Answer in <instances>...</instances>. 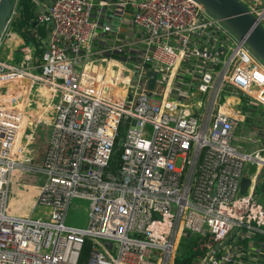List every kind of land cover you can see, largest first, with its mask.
Segmentation results:
<instances>
[{"label": "built area", "instance_id": "built-area-1", "mask_svg": "<svg viewBox=\"0 0 264 264\" xmlns=\"http://www.w3.org/2000/svg\"><path fill=\"white\" fill-rule=\"evenodd\" d=\"M236 1L264 29V0ZM32 2L46 38L0 60V264H80L86 243L84 264H171L185 232L212 241L198 264H264V65L245 40L193 0ZM74 199L85 228L65 224Z\"/></svg>", "mask_w": 264, "mask_h": 264}, {"label": "water", "instance_id": "water-1", "mask_svg": "<svg viewBox=\"0 0 264 264\" xmlns=\"http://www.w3.org/2000/svg\"><path fill=\"white\" fill-rule=\"evenodd\" d=\"M13 0H0V41L9 19ZM203 6L213 17L238 38L244 39L250 53L264 65V29L236 0H193ZM249 181L243 179L240 192L243 194Z\"/></svg>", "mask_w": 264, "mask_h": 264}, {"label": "rangeland", "instance_id": "rangeland-1", "mask_svg": "<svg viewBox=\"0 0 264 264\" xmlns=\"http://www.w3.org/2000/svg\"><path fill=\"white\" fill-rule=\"evenodd\" d=\"M38 35L40 36L39 33H38ZM28 39L30 40L29 43L24 44L22 46L20 45L21 42L17 38L15 41H10V42L7 39H5L4 43L0 46V60L10 64L12 62L9 61L8 57L11 56V57L15 58V62H19L22 58L21 49H23L24 47L25 48L29 47V49H31V47H30L31 45H33V44L36 45L34 43L33 39H31L30 37ZM21 40H23V39H21ZM18 45H20V46H18ZM37 49H36V51H34L32 53V55L35 57L37 56ZM15 62L12 64L15 65L16 64ZM241 114L244 116V121L242 122V124H240V126L236 132L237 136L235 138V143L238 147L240 145L242 150L251 149L252 147H254V145L256 144V141H257V136H258L257 135L258 134L257 126H255L252 123V122H255V120L252 119L248 114H246V110H244ZM256 120L258 122H261L262 118L257 117ZM43 130H44L43 127H39L38 131H37V135L45 138V133ZM36 144H38V143H36ZM24 182L25 183H31V184L36 183L34 181L27 180L26 178L24 179ZM86 207H87L86 202H84L82 200H78V199L72 200L65 224L67 226L85 228L87 225V222H88ZM179 243H180V241L177 244V247H176L177 249L175 250L174 257L171 260V264H185V260H183L181 257H179L180 252H181L179 247H178ZM206 244H207V242L204 243V245H206ZM188 264H193V259H189Z\"/></svg>", "mask_w": 264, "mask_h": 264}, {"label": "trees", "instance_id": "trees-1", "mask_svg": "<svg viewBox=\"0 0 264 264\" xmlns=\"http://www.w3.org/2000/svg\"><path fill=\"white\" fill-rule=\"evenodd\" d=\"M20 2L22 5V9L20 12L21 14L19 18L15 21L12 30L14 33L20 35L28 44L30 41L28 39V33L31 29H33L32 27L34 25V20H35L33 2L32 0H20ZM36 30L39 33L46 32L45 29L43 28H37ZM40 54L41 51L37 49V56H39ZM257 239H262V238L258 237ZM205 242H207L206 245H204ZM211 245H212V241L210 238H201L185 232L181 236L180 243L178 246L181 251L179 257L185 260V264H188L189 259H193V264H198L200 257H202L205 254L208 247H210ZM87 252H88V243H86L84 246L80 264L85 263Z\"/></svg>", "mask_w": 264, "mask_h": 264}, {"label": "crops", "instance_id": "crops-1", "mask_svg": "<svg viewBox=\"0 0 264 264\" xmlns=\"http://www.w3.org/2000/svg\"><path fill=\"white\" fill-rule=\"evenodd\" d=\"M32 28H33V29H31L32 31H33V30L37 31L36 29H37V28H40V27L33 25ZM43 29H44V28H43ZM38 33H39V32H38ZM14 34H15L14 38H13L12 40H10V41H15L16 38H17V39L21 42V43H20L21 46L24 45V44H27L26 41H25L20 35H18V34H16V33H14ZM39 34H40V36H41L42 39H45L46 36H47V33H46V32H42V33H39ZM17 36H18V37H17ZM20 38L23 39V40H21ZM10 41H9V42H10ZM20 45H18V46H20Z\"/></svg>", "mask_w": 264, "mask_h": 264}]
</instances>
